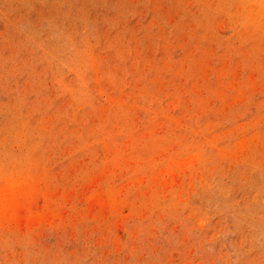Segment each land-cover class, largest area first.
<instances>
[{"label":"rangeland","instance_id":"1","mask_svg":"<svg viewBox=\"0 0 264 264\" xmlns=\"http://www.w3.org/2000/svg\"><path fill=\"white\" fill-rule=\"evenodd\" d=\"M0 264H264V0H0Z\"/></svg>","mask_w":264,"mask_h":264}]
</instances>
